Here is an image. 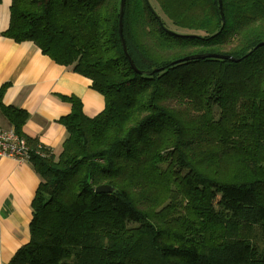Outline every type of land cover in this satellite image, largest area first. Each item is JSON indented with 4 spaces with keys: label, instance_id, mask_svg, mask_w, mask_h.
Here are the masks:
<instances>
[{
    "label": "trees",
    "instance_id": "obj_1",
    "mask_svg": "<svg viewBox=\"0 0 264 264\" xmlns=\"http://www.w3.org/2000/svg\"><path fill=\"white\" fill-rule=\"evenodd\" d=\"M155 2L125 0L138 73L121 0H12L3 35L88 78L105 108L66 98L58 155L0 90L41 179L9 264H264V0H222L225 21L218 0ZM195 54L236 61L172 65Z\"/></svg>",
    "mask_w": 264,
    "mask_h": 264
},
{
    "label": "crops",
    "instance_id": "obj_2",
    "mask_svg": "<svg viewBox=\"0 0 264 264\" xmlns=\"http://www.w3.org/2000/svg\"><path fill=\"white\" fill-rule=\"evenodd\" d=\"M11 2L0 3V90L7 85L2 103L26 111V135L59 155L67 138L60 119L72 110L66 98L80 100L91 118L104 110L105 99L88 78L55 63L34 43H16L3 35L10 23ZM0 127L14 128L1 105ZM40 182L29 161L0 158V264H9L31 239L32 201Z\"/></svg>",
    "mask_w": 264,
    "mask_h": 264
},
{
    "label": "built area",
    "instance_id": "obj_3",
    "mask_svg": "<svg viewBox=\"0 0 264 264\" xmlns=\"http://www.w3.org/2000/svg\"><path fill=\"white\" fill-rule=\"evenodd\" d=\"M0 158H9L18 162L28 161L30 149L26 141L20 138L14 129L0 127Z\"/></svg>",
    "mask_w": 264,
    "mask_h": 264
},
{
    "label": "water",
    "instance_id": "obj_4",
    "mask_svg": "<svg viewBox=\"0 0 264 264\" xmlns=\"http://www.w3.org/2000/svg\"><path fill=\"white\" fill-rule=\"evenodd\" d=\"M146 1L149 3L148 0H146ZM218 2H219V6L221 8L222 19H223V21H225L224 14H223V11H222V6H223L222 0H218ZM124 8H125V0H121V4H120V20H119V28H120L121 41H122V45H123L124 52L126 54V57L129 60V63L131 65V67L133 68V70H135V71H137L139 73V71L137 70L136 65L133 62V60L128 55L126 43H125V40H124L123 34H122V23H123ZM263 44L264 43H262V44H260L258 46H261ZM205 58H216V59H222V60L236 61L233 57L228 56V55H221V54L197 55V54H195V55H189V56L183 57L181 59H178V60L172 62V65H177V64H180V63H184V62L193 61V60H200V59H205ZM95 192L96 193H99V194L100 193H114L115 192V189L112 186H110V185H105L104 184V185L98 186L95 189Z\"/></svg>",
    "mask_w": 264,
    "mask_h": 264
},
{
    "label": "rangeland",
    "instance_id": "obj_5",
    "mask_svg": "<svg viewBox=\"0 0 264 264\" xmlns=\"http://www.w3.org/2000/svg\"><path fill=\"white\" fill-rule=\"evenodd\" d=\"M148 1L150 2V5H151L152 9L154 11H156V13H158V15H160L159 13H160L161 10L159 9V6L156 4L155 0H148ZM161 16L164 18V22H165L166 28L168 30H170V31H173V32H176V33H179V34H183V35H191V34H201L202 35V33H198L196 31L177 29L170 23V21L168 20V18L164 14H161Z\"/></svg>",
    "mask_w": 264,
    "mask_h": 264
}]
</instances>
